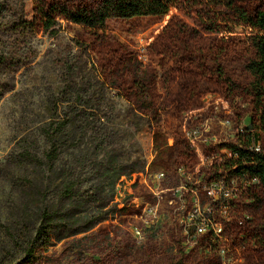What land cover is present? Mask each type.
<instances>
[{"label":"rangeland","instance_id":"374dc122","mask_svg":"<svg viewBox=\"0 0 264 264\" xmlns=\"http://www.w3.org/2000/svg\"><path fill=\"white\" fill-rule=\"evenodd\" d=\"M35 1L0 0L6 6L23 7L26 17L34 19L36 25L30 42L36 54L31 63L11 75L14 88L0 98V213H6L14 192L10 171H18L8 159L22 150L25 133L37 129L49 101L58 94L62 69L56 60L77 53L73 38L90 43L91 61L96 66L93 74L113 83L107 102L113 104L120 117L134 101L128 66L138 61L155 73L153 96L162 107L156 129L169 145L163 153L158 152L146 125L136 134L133 127L124 131L126 151L145 158L149 171H166L167 178L162 183L149 180L145 184L134 179L123 182L122 193L118 194L120 198L130 194L126 215L103 221L81 242L70 238L56 244L40 264H169L179 259L185 264H264V207L257 218L259 227L254 230L250 225L251 238L246 242L240 232L228 227L219 241L210 242L199 234L196 243L185 226L190 218L212 209L213 199L204 185L212 178L214 165L207 168L202 163L205 156L212 155L216 169H222L221 163L230 156L222 147L224 143L218 141L230 138L226 121L233 130H253L259 123L255 101L246 91L251 76L245 65L255 55L250 39L253 29L236 23L227 10L224 17L202 16L207 18L203 21L199 8L173 7L164 16L111 18L104 40L99 38L101 33L61 18L62 29L55 38L42 32ZM236 3L251 13L264 10V0ZM3 15L9 18L8 9ZM9 38L10 33L0 30V48L8 47ZM219 68L231 76L236 86L219 75ZM204 126L206 134L218 139L199 143L196 151L190 146L189 132ZM43 149V142L36 145L39 153ZM66 158L64 155L58 165ZM153 161L161 165L150 167ZM180 167L187 172L182 173L183 177L178 172ZM181 185L184 190L179 201L172 200L168 191L162 198L152 192ZM241 204L239 200L236 208L214 212L215 219L223 226L227 220L224 216L239 220Z\"/></svg>","mask_w":264,"mask_h":264},{"label":"trees","instance_id":"16d2710c","mask_svg":"<svg viewBox=\"0 0 264 264\" xmlns=\"http://www.w3.org/2000/svg\"><path fill=\"white\" fill-rule=\"evenodd\" d=\"M35 2L42 32L55 38L62 29L61 18L101 33L99 38L104 40L103 33L111 18L164 16L173 7L199 8L201 17L214 14L216 18L224 17L227 10L236 23L253 29L250 39L255 55L245 65L251 76L246 91L255 101L259 123L252 127L249 139H262L263 148L254 151L234 143L225 144L232 156L222 165L225 172L249 175L259 181L251 185L247 198L239 206L237 215H242L241 218L227 226L240 232L243 242L249 241L250 225L254 230L259 227L257 218L262 216L264 207V10L251 13L236 0ZM7 9L10 16L5 19ZM0 30L10 33L8 47L0 48V75L4 76L0 78L1 98L14 88L11 75L31 63L36 54L30 43L36 25L34 19L26 17L23 7L0 3ZM72 40L77 53L56 60L62 69L58 94L49 101L46 116L37 129L25 133L22 150L8 159V164L17 166L18 171H10L9 182L14 192L6 213H0V264H40L56 244L70 238L81 242L103 221L127 214L130 194L120 198L118 186L149 167L145 158L126 151L124 131L133 127L136 134L146 125L158 152L163 153L169 147L163 133L156 129L162 107L153 96L155 73L138 61L128 66L134 101L120 117L113 104L107 102L113 83L93 74L96 66L91 61L90 43ZM219 75L236 86L221 68ZM117 89L120 91L121 87ZM124 126L127 128L123 129ZM40 142L44 144L42 153L36 150ZM64 155L68 158L58 165ZM154 165L161 163L149 164ZM169 264L185 263L179 259Z\"/></svg>","mask_w":264,"mask_h":264},{"label":"built area","instance_id":"2783aa9c","mask_svg":"<svg viewBox=\"0 0 264 264\" xmlns=\"http://www.w3.org/2000/svg\"><path fill=\"white\" fill-rule=\"evenodd\" d=\"M226 124H229L228 132L229 137H224V139L218 140L219 143H224L222 147H224L232 156L231 151L228 150L224 145L229 143L238 144L244 148L254 151H261L263 148V140L262 139H249L250 131L252 129H244V128H236L233 130L230 127V121L227 120ZM208 129L206 126L201 127L200 129H196L194 131L189 132V139H190V146L198 151L199 150V143H208L211 141H216L218 138L216 136H212L210 134H206ZM229 156V157H230ZM228 157V158H229ZM216 161L212 155H207L203 158V163L207 168H212L214 165L212 172V178L206 180L207 184L204 185V190L213 199L212 202V209L209 212H205L204 215L194 218H190L185 226L187 230L191 234V237L196 243H199L200 239L196 240L195 236L202 234L203 237L208 238L210 242L219 241L222 238V235L225 234L226 228L229 224L234 223V217L224 216L226 220V225L219 224L215 219L214 212L222 211L223 208L229 207H237V203L244 202L245 198H247L250 187L252 184H258V180H252L249 175H236L231 174L229 172H225L223 169H216V165L214 164ZM223 165V163H221ZM234 168V167H233ZM179 175L184 176L187 173L186 170L184 171L182 167L178 169ZM140 176V178H139ZM138 178V180H137ZM167 178V172L164 170H159L156 172H151L148 169L145 172L134 174V181H138L139 183L143 182L145 184L148 183L149 180L154 182L162 183ZM151 186V185H150ZM184 187H162L158 190H152V192L158 197L162 198L164 192H169L171 194V199L175 201L181 200V193L183 192ZM118 191L120 194L122 193V187L118 186ZM242 205V204H241ZM150 210V208H149ZM226 211V210H225ZM185 212V211H184ZM182 211V213H184ZM197 213V212H195ZM226 226V227H225Z\"/></svg>","mask_w":264,"mask_h":264}]
</instances>
